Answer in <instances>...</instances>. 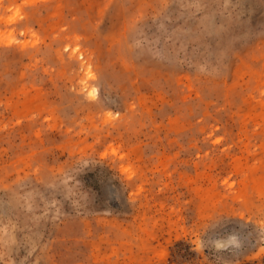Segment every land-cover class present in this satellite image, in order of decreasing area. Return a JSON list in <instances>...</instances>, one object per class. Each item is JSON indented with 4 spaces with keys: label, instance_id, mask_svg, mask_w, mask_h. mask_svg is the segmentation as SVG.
<instances>
[{
    "label": "rangeland",
    "instance_id": "obj_1",
    "mask_svg": "<svg viewBox=\"0 0 264 264\" xmlns=\"http://www.w3.org/2000/svg\"><path fill=\"white\" fill-rule=\"evenodd\" d=\"M0 264H264V0H0Z\"/></svg>",
    "mask_w": 264,
    "mask_h": 264
}]
</instances>
